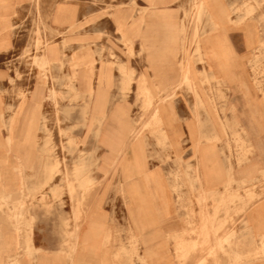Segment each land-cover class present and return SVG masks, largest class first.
Returning a JSON list of instances; mask_svg holds the SVG:
<instances>
[{"label":"rangeland","instance_id":"rangeland-1","mask_svg":"<svg viewBox=\"0 0 264 264\" xmlns=\"http://www.w3.org/2000/svg\"><path fill=\"white\" fill-rule=\"evenodd\" d=\"M159 178L177 264H264V0H0V220L55 264H157Z\"/></svg>","mask_w":264,"mask_h":264},{"label":"crops","instance_id":"crops-1","mask_svg":"<svg viewBox=\"0 0 264 264\" xmlns=\"http://www.w3.org/2000/svg\"><path fill=\"white\" fill-rule=\"evenodd\" d=\"M177 131L179 129L176 128L175 130H170L172 133H176ZM211 177L210 179L209 174L206 177L205 188L207 192L213 191L219 182L214 181L215 178L213 176ZM158 182L157 194L153 195V205L149 207V215L147 219L138 221L141 225L137 227L145 230L142 233V237L148 244L149 240L157 239V241L151 243L157 246V264H172L171 262L177 264L175 242H168L169 245L172 244L174 246V248L169 246L168 252L164 249H166L167 235L168 237L179 235L183 228V222L180 215H171L175 213V204L172 202V196L175 197V195L170 193L165 186H162L161 178L158 179ZM16 191L21 192L14 187L9 190L11 193H16ZM30 217L33 218V221H30L31 225L28 229L25 227L19 231L15 224L13 226L8 221L0 220V264H6L8 259L10 261L17 260L20 264H55V260L64 259L63 255L55 254L54 252L55 241L51 228L39 225L36 216L32 213ZM245 223L250 229L251 234L254 236H264V199L248 210L245 216ZM130 227L134 228L133 223L130 224ZM24 240L29 242L30 254L25 253L27 247ZM149 249L152 252L150 246ZM240 252L243 253V256L245 255L244 249ZM196 260H198V257H196Z\"/></svg>","mask_w":264,"mask_h":264}]
</instances>
